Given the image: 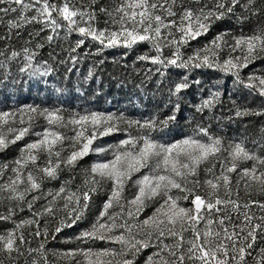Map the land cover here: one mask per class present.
Listing matches in <instances>:
<instances>
[{
  "label": "snow or ice",
  "instance_id": "1",
  "mask_svg": "<svg viewBox=\"0 0 264 264\" xmlns=\"http://www.w3.org/2000/svg\"><path fill=\"white\" fill-rule=\"evenodd\" d=\"M53 44L68 55L45 58ZM106 49L143 71L135 103L85 94L102 59L68 74ZM250 116L264 117V0H0V264H264Z\"/></svg>",
  "mask_w": 264,
  "mask_h": 264
},
{
  "label": "trees",
  "instance_id": "2",
  "mask_svg": "<svg viewBox=\"0 0 264 264\" xmlns=\"http://www.w3.org/2000/svg\"><path fill=\"white\" fill-rule=\"evenodd\" d=\"M34 27V26H33ZM31 31V28H25L24 33L22 35L26 36V33ZM71 39H74V36L70 38L69 41L63 42V48L67 49L69 47ZM15 42V41H14ZM80 52V49H77ZM44 57L46 58L49 52H52L54 56H56L57 60H60L63 56H67L68 53L61 52L60 48L57 47L56 44L52 45V48H48L45 46L43 50ZM122 53L115 49H106L101 55L93 56L87 55L84 57V60L80 63L83 67L81 72H69L68 74L72 77H82L86 74L87 69L90 64H94L96 60H103L102 64L94 65L95 72L94 77H99V81L95 80L94 78L90 79L88 83L84 86L85 94L89 98L93 99H103V98H112L114 96H122L125 92L132 93L133 83H139L140 78L143 76V71L140 73H136L133 71L132 60L134 59L133 56L124 57L121 59ZM259 66V63L256 65ZM70 68V65H68ZM137 68H141V64L137 63L135 65ZM65 71V68L61 65L58 69V75ZM131 73V75H130ZM146 89L149 91L147 92L146 96L144 97L145 100L151 104V91L150 89L153 85L150 82H146L145 85ZM98 90L99 94L94 95V92ZM233 99L237 100V103H244L245 101L248 103L249 107H255L257 104L260 103V100L256 97H249L247 96L246 92H241L239 95L236 93L233 94ZM227 100V97H225ZM136 102V100H135ZM231 104H226L225 108H231ZM218 114L220 115H227L228 113L224 110H221ZM183 122V121H182ZM261 123H264V117H246L243 120V124L247 125L245 129L248 133L255 134L257 129L260 127ZM225 127H227V123L225 122ZM232 132V129H229ZM71 234V233H69ZM47 247L49 248H56V247H65L62 242V238L58 237L55 243L50 242Z\"/></svg>",
  "mask_w": 264,
  "mask_h": 264
},
{
  "label": "rangeland",
  "instance_id": "3",
  "mask_svg": "<svg viewBox=\"0 0 264 264\" xmlns=\"http://www.w3.org/2000/svg\"><path fill=\"white\" fill-rule=\"evenodd\" d=\"M70 65V68H71V64ZM76 68L79 69V72H81L83 70V67L82 65L79 63L76 65ZM73 72H76V71H73ZM226 84H231V81L230 80H226L225 81ZM10 91H15L14 89H9ZM130 93L128 92H125L122 96H114L110 99L108 98H103V99H96V101L104 106V107H107L108 106V103L110 102L112 105H115V106H121V105H127L128 104V101L129 99H133V102L135 103V100L136 98L134 97H130L129 96ZM35 95V90L32 89V90H29V88L27 86H21L19 88V91L17 93V99L19 100L20 103H27L30 101L31 97ZM143 105H141L142 107ZM151 106V104L149 105ZM131 114H135V113H131ZM14 153V149L12 152H10L8 154V156L10 157L12 154ZM3 158H8V157H5L3 156L2 154H0V159H3ZM56 248H62V247H56ZM56 248H53V249H56ZM145 255L147 254V252L144 253ZM48 259L49 261L52 262V264H63V261L61 260H57V258L55 256H53L51 253L48 255Z\"/></svg>",
  "mask_w": 264,
  "mask_h": 264
}]
</instances>
